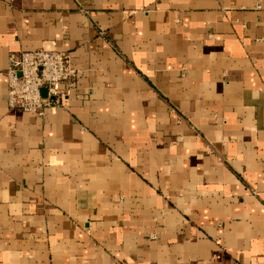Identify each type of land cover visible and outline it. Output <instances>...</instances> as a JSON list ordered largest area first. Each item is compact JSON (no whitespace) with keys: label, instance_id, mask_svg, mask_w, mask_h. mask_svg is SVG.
I'll list each match as a JSON object with an SVG mask.
<instances>
[{"label":"crops","instance_id":"0c3cea01","mask_svg":"<svg viewBox=\"0 0 264 264\" xmlns=\"http://www.w3.org/2000/svg\"><path fill=\"white\" fill-rule=\"evenodd\" d=\"M40 49L42 117L4 76ZM0 264H264V0H0Z\"/></svg>","mask_w":264,"mask_h":264},{"label":"built area","instance_id":"2783aa9c","mask_svg":"<svg viewBox=\"0 0 264 264\" xmlns=\"http://www.w3.org/2000/svg\"><path fill=\"white\" fill-rule=\"evenodd\" d=\"M4 76L8 109L42 117L47 109L65 108L77 71L67 53L40 49L10 54Z\"/></svg>","mask_w":264,"mask_h":264},{"label":"water","instance_id":"95a60500","mask_svg":"<svg viewBox=\"0 0 264 264\" xmlns=\"http://www.w3.org/2000/svg\"><path fill=\"white\" fill-rule=\"evenodd\" d=\"M45 95H46V91L42 90V96L45 97Z\"/></svg>","mask_w":264,"mask_h":264}]
</instances>
